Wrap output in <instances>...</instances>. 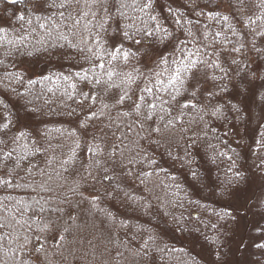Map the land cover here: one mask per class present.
I'll use <instances>...</instances> for the list:
<instances>
[{
    "label": "trees",
    "instance_id": "trees-1",
    "mask_svg": "<svg viewBox=\"0 0 264 264\" xmlns=\"http://www.w3.org/2000/svg\"><path fill=\"white\" fill-rule=\"evenodd\" d=\"M146 2L47 0L38 10L35 0H0V178L15 177L13 187L0 186V264L226 262L228 197L264 184V117L251 118L240 100L245 85L259 79L264 86V0ZM117 25L141 40L123 41L135 53L127 64L108 55ZM92 52L103 69L94 67L96 57L83 59ZM161 54L169 62L157 68ZM189 60L223 71L198 65V76L216 80H202L191 101L185 93L191 95L193 70L182 73L177 104L169 77ZM82 67L90 69L87 81ZM165 68L160 79L168 91L158 92L151 72ZM156 94L171 107L158 108L141 128L144 105ZM186 102L196 106L182 108ZM41 197L40 226L53 220L57 228L36 233L24 223L31 211L22 216L18 202L34 206ZM263 231L257 244H264ZM24 235L40 239L22 251ZM256 248L264 264V248Z\"/></svg>",
    "mask_w": 264,
    "mask_h": 264
},
{
    "label": "snow or ice",
    "instance_id": "snow-or-ice-1",
    "mask_svg": "<svg viewBox=\"0 0 264 264\" xmlns=\"http://www.w3.org/2000/svg\"><path fill=\"white\" fill-rule=\"evenodd\" d=\"M68 2L70 3L71 0H68ZM77 3H79V0H76ZM11 3L13 5H15L17 3V0H11ZM47 3V0H35V6L38 10H41L44 7V4ZM50 7H54L56 6L54 3L49 5ZM60 7H64L65 4L61 3L59 5ZM152 3L151 0H147V2L144 4V7H151ZM61 15H63V13H61ZM86 15V14H85ZM19 20H23L24 16H19L18 17ZM153 19H155V17H153ZM225 19H227V17H225ZM79 21H77L78 23ZM179 22V21H177ZM41 27H43V25H41ZM2 30V29H0ZM147 36H151L152 33L148 32L145 33ZM65 39H67L66 37H64ZM112 43H111V49L112 51L108 53V55L111 57L112 60H118V59H122V61L127 64L129 61L130 56L135 55V53H130L124 50L123 47V41L124 40H131L134 44L136 45H140L141 44V40L136 38V34L132 33L130 34L128 31H124L122 29H120L119 25H117V33L115 36H113L111 38ZM80 51H84L83 49H80ZM89 51L91 52V49H89ZM139 51V49H138ZM234 52H240L241 49L240 48H235L233 49ZM92 57H96L97 59V63L94 65V67H98L103 69L105 67V65L103 63H99V59H100V54L97 52H92V56H84L83 59H85L86 61H88L90 64L92 63ZM168 58L163 56L162 54L160 55L159 58V62L157 63V68L160 67L161 64L163 65H167L168 64ZM207 63L206 61L203 60H189V63L185 66H183L182 68H177L175 69L170 77H169V81H168V86L173 87L175 89L174 94L173 93H169L170 97H171V101H176L177 104H179L180 102L177 101V96H179L181 94L180 89L179 88H175L176 82L179 81L180 84L183 86L184 84V79L181 78L182 73L184 72H188L190 69L193 70L191 73V76L188 77L189 80V84L188 87L190 89H192L191 95H188L187 93H185V99L187 101H191L192 99H195L196 95H197V91H198V85H201L202 80L204 83H207L208 80H212L215 81L216 77L214 75L212 76H208L207 74H204L203 77L198 76L197 73L200 72V69L198 67V65L200 64H205ZM233 63H235V61H233ZM207 66L210 68H220V65L217 63H207ZM82 70L85 72V76L84 79L87 81V74L88 71L90 69H83ZM221 71H223L222 68H220ZM168 71L167 68L163 69L162 71H152L151 75L155 77L156 81L161 85V88L158 89L159 91H168V87L164 86V81L160 79L161 76H163L164 72ZM106 75L111 79V77L114 75L113 71H109L106 73ZM141 75H143L141 73ZM129 80L132 81L134 80L133 77H131V75L129 74ZM88 83H91V81H88ZM101 80L100 79H96L95 80V84H100ZM152 84V81H149V85ZM146 85L143 89L144 92L148 93V94H152L153 93V87ZM74 87V85H73ZM233 88L236 90V93L242 94L241 90H240V86L233 84ZM209 95H217L214 92H209ZM85 96V99H89V98H93V97H89V95L87 93L83 94ZM140 99H144V97H140ZM125 100V96H120L116 99V103L117 104H122L124 103ZM171 101L169 100H165L163 97H161L160 95L156 94L155 95V100L153 102L150 103H145L144 107L147 109V111L144 112L143 115V122L140 123V127L144 128L145 123H147L148 121H153L156 113H157V109L159 108L162 111H167L166 109H164L162 106L163 105H168L169 107H171ZM182 108H190V107H195V104H191V103H183L180 105ZM134 107L139 110L140 109V105L139 104H135ZM233 107H236L235 105H233ZM93 115H95L93 113ZM125 115H127V113H125ZM213 115H215V113H213ZM161 120L164 119L163 116L159 117ZM169 124L172 123L171 120L168 121ZM81 127H85V124H81ZM4 128H7L8 125L4 124L3 125ZM152 131L158 132L159 128H154L152 129ZM149 135H151V132L149 133ZM21 136H23V133H21ZM19 137H17L18 139ZM90 151H92V149H89ZM7 159L11 160L12 158V153L9 152L6 154ZM129 163H132V161H129ZM5 170L7 171V165H5ZM14 182H15V177L11 178V179H5V178H0V186H5V187H13L14 186ZM22 185H15V187H21ZM45 191H51L50 189H44ZM44 199L43 197H41L40 199H36L34 201V206H25L23 201H20L18 203L21 204V209H18V211L21 212V215L23 216L24 214H26L28 211H31L32 216L29 217V220L31 221V223H28V221H24L25 224L28 225V229L30 231L36 232V233H40L46 230H51V229H56L57 225L56 222L53 220H48L45 221V223L43 224V226L41 227L39 224V220L43 219V213L46 211L44 204L47 203V200H44V203H41V200ZM57 211H59V209H57ZM69 219H73L70 215H69ZM17 224L20 223V221H16ZM5 224H0V228H4ZM35 238L37 241H39L40 236L36 235L35 237H30L28 235H24L23 237V243L20 245V249L26 250V246L30 243L31 239ZM60 239L62 240L63 237L61 236ZM256 247L258 248H264V244H257ZM35 252H39L40 248L39 247H33L32 249Z\"/></svg>",
    "mask_w": 264,
    "mask_h": 264
},
{
    "label": "rangeland",
    "instance_id": "rangeland-1",
    "mask_svg": "<svg viewBox=\"0 0 264 264\" xmlns=\"http://www.w3.org/2000/svg\"><path fill=\"white\" fill-rule=\"evenodd\" d=\"M257 84L245 85V98L240 99L251 118L264 117V86L257 79ZM264 184L255 181L253 185L228 197L227 204L232 208V220L227 223L225 232L228 238L227 258L224 264H261L263 257L255 247L258 234L264 229ZM264 232V231H263ZM263 237V236H262ZM202 260L207 261L205 252H196ZM207 255V252H206ZM209 262V261H207ZM210 264H216L211 261Z\"/></svg>",
    "mask_w": 264,
    "mask_h": 264
},
{
    "label": "water",
    "instance_id": "water-1",
    "mask_svg": "<svg viewBox=\"0 0 264 264\" xmlns=\"http://www.w3.org/2000/svg\"><path fill=\"white\" fill-rule=\"evenodd\" d=\"M2 2H4L5 4H7V5H13L12 3H11V0H1ZM19 0H17V2H18Z\"/></svg>",
    "mask_w": 264,
    "mask_h": 264
}]
</instances>
